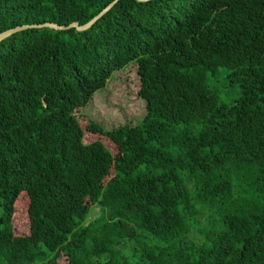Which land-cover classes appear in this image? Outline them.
Listing matches in <instances>:
<instances>
[{"label":"trees","instance_id":"1","mask_svg":"<svg viewBox=\"0 0 264 264\" xmlns=\"http://www.w3.org/2000/svg\"><path fill=\"white\" fill-rule=\"evenodd\" d=\"M112 1L0 0V33ZM132 65L138 123L77 113ZM40 263L264 264V0H118L0 42V264Z\"/></svg>","mask_w":264,"mask_h":264},{"label":"rangeland","instance_id":"2","mask_svg":"<svg viewBox=\"0 0 264 264\" xmlns=\"http://www.w3.org/2000/svg\"><path fill=\"white\" fill-rule=\"evenodd\" d=\"M134 68L132 65L118 74L107 87L97 91L77 113L88 115L107 129L116 128L124 123H138L144 115L145 105L137 97L139 87ZM229 75L230 70L222 66L217 74L211 75L208 80L221 102L226 104L235 102L241 94L239 85L232 83ZM99 213V208H95L91 216H98Z\"/></svg>","mask_w":264,"mask_h":264},{"label":"water","instance_id":"3","mask_svg":"<svg viewBox=\"0 0 264 264\" xmlns=\"http://www.w3.org/2000/svg\"><path fill=\"white\" fill-rule=\"evenodd\" d=\"M140 1H146V0H140ZM118 0L112 1L110 4H108L105 8H103L98 14H96L94 17H92L88 22L81 24L78 21H74L68 25L64 24H58L55 22H44V23H34V24H24V25H19L15 26L12 28H9L7 30H4L0 33V42L12 35L15 32H18L23 29H28V28H44V27H49V28H54V29H60V30H66L69 28H76L78 30H87L90 27L93 26V24L101 18L106 12H108L116 3Z\"/></svg>","mask_w":264,"mask_h":264}]
</instances>
